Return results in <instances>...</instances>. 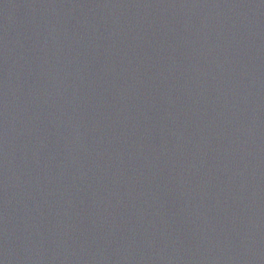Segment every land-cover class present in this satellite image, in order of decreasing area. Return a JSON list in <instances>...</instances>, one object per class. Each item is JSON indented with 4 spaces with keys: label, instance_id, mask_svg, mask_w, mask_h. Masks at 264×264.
<instances>
[{
    "label": "water",
    "instance_id": "obj_1",
    "mask_svg": "<svg viewBox=\"0 0 264 264\" xmlns=\"http://www.w3.org/2000/svg\"><path fill=\"white\" fill-rule=\"evenodd\" d=\"M0 264H264V0H0Z\"/></svg>",
    "mask_w": 264,
    "mask_h": 264
}]
</instances>
